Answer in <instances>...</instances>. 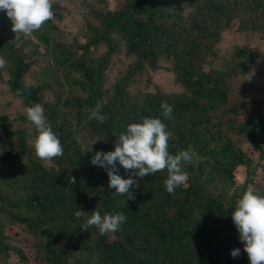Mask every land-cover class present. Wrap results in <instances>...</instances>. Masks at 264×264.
<instances>
[{
    "label": "trees",
    "instance_id": "16d2710c",
    "mask_svg": "<svg viewBox=\"0 0 264 264\" xmlns=\"http://www.w3.org/2000/svg\"><path fill=\"white\" fill-rule=\"evenodd\" d=\"M74 2L87 4L82 10L94 15L95 22L88 20L79 32L66 33L72 42L67 36L53 38L67 12L58 3L53 5L55 22L32 34L38 42L23 35L13 40L12 28H0L6 30L0 36V57L6 60L0 79L11 96L0 107V139L7 143L0 142V264H10L6 258L11 251L22 262L29 261L17 244L7 242L18 225L33 238L32 264H250L232 212L254 184L256 167L237 137H248L264 158V114L261 100L240 102L230 91L234 80L258 76L255 65L264 62V51L234 45L228 57H217L216 45L233 26L264 42V0H123L106 10L95 6L103 0ZM0 16L12 24L5 11ZM86 31L85 41L77 42L75 34ZM122 48L134 60L105 87V73L122 57ZM46 55L56 66L50 79L27 81ZM151 70H162L157 74L180 88L168 91L156 85L148 90ZM57 72L63 74L58 82L72 89L48 98L46 90L58 85ZM33 75L39 79L40 73ZM259 76L264 79V69ZM17 101L26 107L41 103L61 139L63 156L48 161L47 167L36 157L34 145L28 146L26 108ZM165 101L173 106V118L164 121L173 134L170 153L191 148L198 158L184 165L189 179L174 193L164 185L166 170L134 177L140 186L134 189L135 199L127 202L108 188L107 170L93 165L91 158L96 151L114 150L115 134L129 123L160 117ZM99 102L107 117L103 123L88 120L84 111ZM70 126L75 133L89 134L86 148ZM10 161L19 167L12 169ZM241 166L248 177L238 184L235 176ZM118 174L127 178L131 173L118 165ZM70 176L76 184L69 183ZM254 188L264 194V184ZM79 207L89 216L93 211L123 212L127 220L112 234L101 235L94 226L85 231L83 219L74 215ZM235 248L241 252L233 257Z\"/></svg>",
    "mask_w": 264,
    "mask_h": 264
},
{
    "label": "clouds",
    "instance_id": "9594fccd",
    "mask_svg": "<svg viewBox=\"0 0 264 264\" xmlns=\"http://www.w3.org/2000/svg\"><path fill=\"white\" fill-rule=\"evenodd\" d=\"M55 2L56 0H0V11H5L12 21L13 32L29 37L46 22H55ZM4 67L6 60L0 57V68ZM18 94H21L20 90ZM102 108L103 102L97 103L91 110L86 107L84 111L87 119L103 123L107 117L102 114ZM161 109L160 117H144L140 122L129 123L125 131L115 134L117 141L114 150L96 151L91 158L93 165L107 170L108 188L115 189L117 196H126L127 202L135 199L134 189L140 186L134 177L143 179L166 170L164 185L168 193H174L189 179L184 165L191 162L196 154L191 148L180 150L176 154L170 153L169 140L173 134L167 129L164 121L173 118V106L165 101L161 103ZM25 115L38 133L34 141L35 155L44 161L47 167L48 161L63 156L61 139L53 131L41 103L27 107ZM118 165L125 173L131 174L127 178L118 174ZM69 183L76 184V178L70 176ZM124 203L125 201H120V205ZM74 215L83 219L82 230L87 231L94 226L101 235L119 231L127 220L123 212L115 210L104 215H101L100 211H93L89 216L88 212L79 207ZM232 220L250 264H264V194L249 186L236 202ZM240 252L239 248H235L231 255L236 257Z\"/></svg>",
    "mask_w": 264,
    "mask_h": 264
},
{
    "label": "rangeland",
    "instance_id": "374dc122",
    "mask_svg": "<svg viewBox=\"0 0 264 264\" xmlns=\"http://www.w3.org/2000/svg\"><path fill=\"white\" fill-rule=\"evenodd\" d=\"M87 1H92V0H87ZM123 0H103L104 3H95L96 7H101L103 6L104 9H113L115 7H118ZM55 3H58L62 6H67V12L63 16V22L60 23L59 30L55 32V38L57 41H60L62 39L70 40L72 42V37L67 36L66 33L68 34H74L75 31L79 32V29L83 27V25L86 24V22L89 20L91 22H95L94 15L91 13L87 15V12L83 11L82 8H86L87 4L85 3H73V0H56ZM2 26H6L8 28H12V24H7L5 19H3L2 16H0V28ZM235 26H233L229 31L223 32L222 33V39L221 41L216 45V50H217V57L223 56L226 54L228 57L230 54V50L233 48L234 45H250L252 46L253 50H256L259 53H262L264 51V42H262L261 39L258 38H247L243 32H238L235 30ZM6 30H0V36L1 34H4ZM85 31V30H84ZM8 32V31H7ZM12 34V39L16 40L17 36H24V38L28 39L31 38L34 40L35 37L33 35L26 37L22 33H15L12 30L10 31ZM85 33V32H84ZM89 31H86V34L82 35L81 34H75L76 36V41L77 42H84L86 37L88 36ZM67 36V37H66ZM34 41L38 42V39H35ZM41 50L44 49L45 45H40L39 46ZM105 50V46L100 45L99 52H103ZM44 51V50H43ZM119 56H122L121 58H118L117 62L114 63L109 69H107L105 73V87H109L113 81H116V78L122 73L123 66L133 62L134 57L130 54L125 53V48H122L119 52ZM45 66L48 68L46 71H43L42 67ZM43 64L40 63L38 65H34L32 67L31 72L29 73V76L27 77V81L33 83H41L43 80L47 81L51 77V73L55 71V65L54 61L51 58V56L46 55L45 58L43 59ZM255 70L260 71L259 74H261V71L264 69V62L259 60L256 65H255ZM147 69V68H146ZM152 75L151 82L148 85V90L153 91L156 88V85H160L163 88H165L168 91H171L173 89H178L180 88L179 85L173 83L171 80L168 79L167 76L164 74H157V72L161 73L162 70L159 71H150ZM39 74V79H36L33 74ZM150 74V73H149ZM258 74L257 77L251 76L249 79L246 75L242 76L244 80H234L232 82L231 86V91L230 94L239 100L240 102H243V100H247L249 98H252V100H261V110L264 114V79L263 77H260ZM61 72H57L56 76H54V80L57 81L58 85H54L53 90H46L45 95L48 98H53L54 94L57 91L63 92V94H67L69 90L72 88H68L63 86L62 83H59L58 80H61L62 77ZM61 76V77H60ZM145 78L144 75L140 77V80H143ZM5 80V79H4ZM143 81H140L139 84H141ZM145 83L146 80H145ZM143 84V83H142ZM6 90H7V84L3 82L0 79V107H2V102L5 103V100L8 99V96L11 97L9 94L6 95ZM10 93V92H9ZM252 100H248L249 102H252ZM16 104L23 105L19 103L18 101ZM24 106V105H23ZM27 108L26 106H24ZM15 108V107H14ZM23 110V107H20ZM248 112V109L243 113L246 114ZM14 113V111H13ZM73 113V112H72ZM71 113V114H72ZM18 114V113H17ZM241 114V115H243ZM14 115V114H13ZM25 115V112H24ZM26 116V115H25ZM26 134L27 136V143L29 147H32L34 145L35 141V136L37 133V130L35 126L26 118ZM71 126L69 127V131L72 132L73 136L79 137V135L82 134L80 133H75L76 131L74 129H70ZM73 128V127H72ZM35 130V131H34ZM38 134V133H37ZM86 135H81L80 136V141H81V146L82 148H86L88 143L91 142V137L89 134L86 132ZM88 134V135H87ZM237 140L239 141V145L253 158L252 166L256 167V172L254 176V184L257 183H262L264 184V158L259 157V150L253 148V144L251 143L250 139L248 137H237ZM0 142L6 143L4 137L0 139ZM7 145V143L5 144ZM4 145V146H5ZM196 159L198 158L196 155L194 156ZM9 164L13 167L12 169L15 170V167L18 168L19 166H16V163H12V161L9 162ZM247 173H246V168L244 166H241L238 168L237 173H236V182L238 184L243 183L247 179ZM249 184V183H248ZM254 184H249V186L254 187ZM1 186V185H0ZM9 185H5L4 187H8ZM6 230L9 232V228L6 227ZM9 235L11 236L10 240H7V242H12L13 244H17L21 249L22 252L28 256V262L24 263L20 260V258L16 255L15 252L11 251L9 256L6 258L7 262L10 264H32L34 261V255H33V250H32V244L34 243L33 238L27 234V233H22V229L20 225L16 226V229L12 231L11 233L9 232ZM112 236V235H111Z\"/></svg>",
    "mask_w": 264,
    "mask_h": 264
}]
</instances>
